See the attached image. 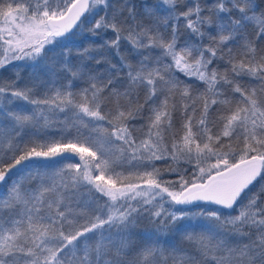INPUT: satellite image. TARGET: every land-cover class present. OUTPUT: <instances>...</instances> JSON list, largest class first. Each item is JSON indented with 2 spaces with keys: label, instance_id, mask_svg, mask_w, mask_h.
Here are the masks:
<instances>
[{
  "label": "snow or ice",
  "instance_id": "1",
  "mask_svg": "<svg viewBox=\"0 0 264 264\" xmlns=\"http://www.w3.org/2000/svg\"><path fill=\"white\" fill-rule=\"evenodd\" d=\"M0 264H264V0H0Z\"/></svg>",
  "mask_w": 264,
  "mask_h": 264
},
{
  "label": "trees",
  "instance_id": "2",
  "mask_svg": "<svg viewBox=\"0 0 264 264\" xmlns=\"http://www.w3.org/2000/svg\"><path fill=\"white\" fill-rule=\"evenodd\" d=\"M74 32L76 33L75 36L72 37V50H73V53L75 54L77 48L81 45V44H84V46H87V43L88 41L85 39V37H87L89 34L87 33L86 29L84 31H80L78 29H75ZM57 41H61L63 40L64 38H56ZM56 45H52L51 47L45 49V52L47 53V56L45 57V60L48 64H52L53 63V57L56 56V53L55 52H52L50 51L51 49L55 48ZM57 51H59V49H57ZM15 64L17 65H20V66H24V65H27L29 63H31V61H27V60H21V61H15L14 62ZM9 67H11V65H9ZM8 75H11V73H9ZM23 76L27 77L28 73L27 72H23L22 73ZM16 103H23L22 101H17ZM56 159H59V158H56ZM72 163H80L79 161V158L78 157H73L72 160L70 161ZM156 164L158 166H162L163 162L161 161H157ZM164 177L166 179H175V175L174 174H169V173H164ZM203 207H212V206H208V205H202ZM144 228H151L150 225H147V224H144L141 228V230H143Z\"/></svg>",
  "mask_w": 264,
  "mask_h": 264
},
{
  "label": "water",
  "instance_id": "3",
  "mask_svg": "<svg viewBox=\"0 0 264 264\" xmlns=\"http://www.w3.org/2000/svg\"><path fill=\"white\" fill-rule=\"evenodd\" d=\"M75 29H76V28L73 29V32H74ZM68 35H71V33H69ZM57 38H63V37H57ZM201 203H202V205H207V204H203V202H201ZM208 206L219 207V206H213V205H208Z\"/></svg>",
  "mask_w": 264,
  "mask_h": 264
},
{
  "label": "rangeland",
  "instance_id": "4",
  "mask_svg": "<svg viewBox=\"0 0 264 264\" xmlns=\"http://www.w3.org/2000/svg\"><path fill=\"white\" fill-rule=\"evenodd\" d=\"M56 40H57V39H56ZM52 45H55V44H46V45H45V49L51 47ZM23 61H24V60H23Z\"/></svg>",
  "mask_w": 264,
  "mask_h": 264
}]
</instances>
